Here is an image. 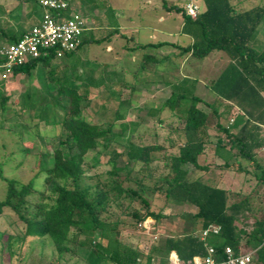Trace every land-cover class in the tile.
I'll return each instance as SVG.
<instances>
[{
  "label": "trees",
  "instance_id": "16d2710c",
  "mask_svg": "<svg viewBox=\"0 0 264 264\" xmlns=\"http://www.w3.org/2000/svg\"><path fill=\"white\" fill-rule=\"evenodd\" d=\"M69 2L73 10V1ZM204 3L205 9L196 19L188 16L182 7L166 8L182 15V31L193 39L190 46L182 48L184 53H191L193 59L203 61L211 54L222 51L229 58V63L211 83L217 100L209 106V113L198 107L202 99L196 95L195 80L183 78L172 87L162 111L167 109L177 118V142L180 140L181 144L177 145L178 154L169 159L167 167L170 170L161 178L163 184L155 190L165 193L170 200L195 206L197 212L194 218L200 222L201 232L215 225L221 227V233L208 236L206 241H201L197 234L168 238L163 246L153 248L150 254L154 255L148 258L152 262L154 256L164 250L167 257L177 253L181 260L190 262L195 256H206L208 246L214 247L219 252V258H223L224 249L231 247L236 255L255 252L257 264H264V210L251 223V216L254 215L250 196L241 197L212 186L202 178H193L187 168L191 165L195 170L207 169L199 164V157L206 153L211 142L209 130L213 122L222 134L216 145L219 154L226 150V143L229 142L231 149L238 148L240 155L261 167L256 162L255 150L264 145V137L260 135L264 129V47L256 51L251 43L264 21V7L240 11L232 0H204ZM117 33L126 37L119 29L112 30L101 40L87 38V32L77 51L59 57L52 50L16 67L12 76L30 75L39 65L51 66L56 60L76 55L89 42L98 43ZM147 47L149 45L137 46L138 49ZM149 57L146 55L144 58L146 64L150 63ZM55 66L51 70V78L58 73V66ZM104 66L106 68L101 69L99 76L96 72L100 67H96L81 72L77 77L64 74L55 77L59 81L60 92L54 102L39 115L31 108L30 115L37 116L45 124L59 126L65 139L54 151L53 166L46 170L45 191L37 193L34 180L20 184L0 172V178L7 184L6 198L0 201V216L8 209L25 225L21 236L9 237L11 252L16 245L22 251L32 237L50 236L59 260L75 256L77 249L82 247L89 252V264H107L109 261L135 264L139 260L144 261L145 252L125 246L118 238L117 226L107 224L103 216L112 204L130 200L140 206L128 215L131 225L137 229L149 218H160L146 196L150 188L141 180L132 181L130 166L140 164L142 169L150 167L164 147L157 143L140 145L133 136L123 152L112 148L115 125L121 116L120 107H112L111 104L123 103L125 89L131 87L134 90L135 87L119 81L120 78L114 82V75L108 73L109 65ZM118 86V91H114ZM100 87L103 89L100 96L93 99V92ZM30 92H25L22 98L29 96ZM8 100L9 97L2 98V107ZM90 107H93L92 113L99 120L87 118L86 111ZM26 110V107H19L18 115ZM157 111H152L150 115L155 116ZM50 113H53V121ZM225 116L230 118L229 126L221 122ZM158 122L161 123V119ZM100 148L104 155L109 150L112 154V169L107 172L104 181L102 176H89L85 169L86 157ZM221 156L225 159L224 165L230 167V157ZM123 171L127 173L122 174ZM259 180L264 183V172ZM92 181L96 183H88ZM131 183H135V187L130 186ZM49 191L51 196H47ZM35 194L40 196L36 203L32 201ZM234 196L240 198L235 200Z\"/></svg>",
  "mask_w": 264,
  "mask_h": 264
},
{
  "label": "rangeland",
  "instance_id": "374dc122",
  "mask_svg": "<svg viewBox=\"0 0 264 264\" xmlns=\"http://www.w3.org/2000/svg\"><path fill=\"white\" fill-rule=\"evenodd\" d=\"M72 1L73 10L85 18L90 28L95 27L97 23L103 25L102 30L88 32L87 37L100 40L114 28H119L126 37L115 35L111 37L110 41L89 42L69 60H56L51 66L39 65L30 75L22 74L11 76L5 81L0 80V172L4 177L20 184L34 180L35 191L37 193L45 191L43 189L47 177L46 170L53 166L54 151L60 146L59 142L65 139V134L59 126L45 124L37 116L30 115L31 108L33 107L39 115L48 104L54 102L60 92L59 81L55 77L61 76L63 73H68L69 77H77L88 69L100 67L99 70H104L105 64L113 65L111 71H114L115 75H120V79L113 76L114 82L119 79L129 85L134 84L136 88L134 90L131 87L125 89L123 103L114 102L111 104L112 107H120L121 116L115 125L112 148L123 152L133 136L135 142L140 145L157 143L164 147V150L157 153V160L150 167L142 169L140 164L130 166V169L133 170L130 176L132 181L141 180L150 188L146 191V196L151 202L153 211L159 214L160 218L148 219L153 225L148 229H137L131 225L128 215L134 208H140V206L136 202L131 203L130 200H124L121 204H112L103 218L107 224L117 226L118 238L125 246L145 252V264H170L169 257L164 250L159 252L158 256H154V260L150 262L149 255H154L150 254L151 250L163 246L168 238L201 234L200 222L194 218V214L197 212L195 206L189 203L175 202L168 199L165 193L155 190V187L163 184L161 178L169 173L170 169L167 164L170 157L177 155L179 151V147H177L179 123L170 111L167 109L162 111V108L171 94L172 87L177 84V80L181 79L184 64L183 59H177V56L171 54V49L167 47L163 66L160 67L164 71L160 75H153V83L148 84L147 81L151 77L146 71L148 64L145 63L141 55L143 51L133 53L128 47L134 48L139 44L147 43L152 33L156 35V42L165 41L170 44L187 45L188 37H180L177 33L178 23L182 21V17L175 11H166L163 14L165 21L159 22L161 11L159 13L153 11L155 2L148 3V0ZM195 1L201 10L205 9L204 0ZM242 1L243 3L239 7L240 11L264 7V0ZM40 2L41 0H0V9L7 10L16 6L25 7L28 5L29 7H38L42 11ZM175 3L176 1L169 0L167 5L171 6ZM33 24V19H30L25 22L24 26L29 28ZM260 28V42L252 45L256 51H260L264 47V22ZM7 43L4 42L2 46ZM110 44L113 45L112 53L107 51ZM133 56L137 57L135 61H133ZM228 61L229 58L222 51L211 54L207 59V62L211 63L212 70L224 67ZM60 62H67L69 66H66V70L56 69L58 73H55L51 78L52 68H55V65ZM120 72L122 73L119 74ZM158 84H160L159 90H154ZM197 86V94L205 96L206 101L212 102L210 96L217 98L205 82H199ZM118 89L119 86L113 90L118 91ZM28 90L31 91L29 96L22 98V95ZM102 90L97 92L95 90L92 98L96 99L100 96ZM3 97H9V100L2 107ZM19 107L27 108L21 116L18 115ZM92 108L90 107L86 111L87 118L99 120V117L92 113ZM204 108L208 113L211 112L210 107ZM154 110H158L154 112L156 115H150ZM52 118L53 113H50L51 121H53ZM159 119H161V123L158 122ZM221 122L225 126H229L231 123L227 116L223 117ZM209 133L211 142L206 153L199 157V164L206 166L207 169L195 170L191 165L187 168L193 178H202L212 186L229 190L232 194H239L241 197L250 196L254 215L250 219L252 223L254 217H260L264 210V183L261 184L259 180L264 172V153L261 149L255 150L256 162L260 164V168L240 155L238 148L231 149L229 142L226 143V150L219 154L216 145L222 134L216 129L215 122L212 123ZM260 135L264 137V129ZM62 148L68 156L66 147ZM102 150L100 148L86 157L85 169L89 176H102V181H104L107 172L112 169L110 163L112 154L109 150L104 155ZM222 154L230 157V167L224 165L225 159L221 156ZM125 173L127 171L122 172V174ZM88 183L93 185L96 182ZM129 185L135 187V183ZM50 193L49 191L47 196H51ZM6 195L7 184L0 178V201L4 200ZM39 198V194H35L32 201L39 202ZM234 198L238 200L240 197L234 196ZM24 231V223L6 209L5 213L0 216V264H89L87 261L89 252L82 247L77 249L75 256L59 260L50 236L32 237L22 251L16 245L11 252L8 245L9 237L16 238L21 236ZM243 249L246 250L244 247ZM107 264L115 263L109 261Z\"/></svg>",
  "mask_w": 264,
  "mask_h": 264
},
{
  "label": "built area",
  "instance_id": "2783aa9c",
  "mask_svg": "<svg viewBox=\"0 0 264 264\" xmlns=\"http://www.w3.org/2000/svg\"><path fill=\"white\" fill-rule=\"evenodd\" d=\"M44 14L40 23L25 33L16 43L0 48V80L12 76L16 67H20L30 60L37 59L54 50L59 57L78 50L84 35L90 30L85 18L78 12L71 10L69 0H41ZM186 13L193 19L201 13L196 3L186 5ZM264 153V145L261 148ZM150 219V218H149ZM151 223L147 219L140 224V228L148 229ZM220 226H211L201 232V241H206L210 235H219ZM223 258L214 247H207V255L195 256L192 261L185 262L177 253L169 256L170 264H257L255 252L236 255L231 247L223 251ZM135 264H145L137 261ZM157 264V263H151Z\"/></svg>",
  "mask_w": 264,
  "mask_h": 264
},
{
  "label": "crops",
  "instance_id": "0c3cea01",
  "mask_svg": "<svg viewBox=\"0 0 264 264\" xmlns=\"http://www.w3.org/2000/svg\"><path fill=\"white\" fill-rule=\"evenodd\" d=\"M174 1H176V3L171 5V6H179V7H182L184 10H186L185 9L186 5L189 3H196L197 4V2L195 0H183V1L182 0H174ZM232 1H233V4L238 9L243 3L242 0H232ZM151 2H155V7L153 8V11H155L157 13H159L161 11V16H159L158 21L163 23L165 21V17L163 14L166 13V11H168V9L166 7L168 6L167 4L169 3V0H153V1L148 0V3H151ZM168 7H170V6H168ZM41 9H42V11H40L39 9L35 10V7H31V6L29 7L28 5L25 7L24 6H16L13 9H7V10L0 9V48L3 47L2 44L4 42H8L7 44H9L10 42H13L14 40H19L25 33L30 31L34 26L38 25L40 23V21L42 20V17L44 14V9L42 7H41ZM202 11L203 10H201V12ZM245 11H247V10H245ZM177 14H179V13H177ZM179 15H181V14H179ZM181 17H182V15H181ZM30 19H33L34 24L32 25V27L25 28V26H24L25 22L27 20H30ZM178 24H179V27H178L177 33L180 37L181 36L188 37L189 43L187 45L184 46V45H181L180 43L170 44V43L165 42V41L156 42V35L154 33H152L149 36L150 40L147 43L137 45V46L149 45V47H147L146 49H144V48L138 49L137 46H134V48L128 47V49L132 50L133 53H136V51L142 50L143 53L141 55H142L143 59L146 57V55L150 56L149 57L150 63L148 64V67L146 69L147 74L149 75V77H151L147 81L148 84L153 83V75H156V74L160 75V73L164 71L163 69H160V67L163 66V60L166 57V51H167V47H168L171 49L170 50L171 54H173L174 56H177V59H179V58L183 59L184 69H183V75L181 76L180 80H182L183 78H189L191 80H195L197 83L203 81L209 87L210 91H212V89L210 87L211 83L219 77L221 72L228 65L229 61L227 63H225L224 67H221L220 69L218 68L217 70H212L211 63L207 62V59L210 56L203 61H198V60L193 59V57L191 56V53H184L182 48L190 46L193 43V39L191 37L185 35L182 31L183 26H184L183 18H182V21ZM262 24H261V26H262ZM260 27H259L257 34L255 35V38L253 39L251 45L259 44V42H260L259 35H260V29H261ZM102 29H103V25L101 23H97L95 25V27L90 28V30L88 32L100 31ZM115 29H119V28H114L113 30H115ZM119 31H120V29H119ZM115 35H120V34L117 33ZM87 38H89V36ZM103 38H105V37H103ZM110 40H111V38L106 39V41H110ZM107 51L112 53V51H113V45L112 44L108 45ZM71 57H73V56L63 57L59 60H64V59L69 60V59H71ZM136 59H137V57L133 56V61H135ZM56 65L58 66L59 69L62 68L64 70H66V66H69L67 64V62H65V63L60 62V63H57ZM112 66L113 65H109L108 73L111 76L114 75L116 78H120V75H115L114 71H111ZM121 71H122V68H121ZM121 73L122 72H120L119 74H121ZM100 74H101V69L96 72L97 76H99ZM64 75L68 76V73H66ZM179 81L177 80V82H179ZM132 85H134V84H132ZM197 87L198 86L196 84V90H197ZM159 88H160V84H158V87H156L154 90H159ZM98 90H102V87L96 89V92ZM196 95L202 99V101L199 103L201 106L199 105L198 107L208 113V111L205 110L204 107L208 108L211 104L214 103V101L217 98L210 96L212 102H209V101H206L205 96L198 95L197 91H196ZM216 97H217V95H216ZM178 143L181 144L180 140H178L177 145H178Z\"/></svg>",
  "mask_w": 264,
  "mask_h": 264
}]
</instances>
